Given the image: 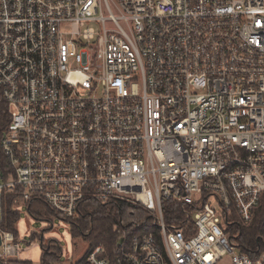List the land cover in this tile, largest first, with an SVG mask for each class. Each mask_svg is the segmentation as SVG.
<instances>
[{
  "label": "built area",
  "instance_id": "obj_1",
  "mask_svg": "<svg viewBox=\"0 0 264 264\" xmlns=\"http://www.w3.org/2000/svg\"><path fill=\"white\" fill-rule=\"evenodd\" d=\"M0 110L1 198L147 209L82 264H264L228 230L264 201V0H0Z\"/></svg>",
  "mask_w": 264,
  "mask_h": 264
},
{
  "label": "trees",
  "instance_id": "obj_2",
  "mask_svg": "<svg viewBox=\"0 0 264 264\" xmlns=\"http://www.w3.org/2000/svg\"><path fill=\"white\" fill-rule=\"evenodd\" d=\"M8 121L6 112L0 110V131H2ZM2 201V223L1 226L5 230H10L18 237L17 222L19 220L18 211L13 209V204L17 202L22 204V199L17 198L14 193L5 192ZM36 201H30L26 203L28 210H31L32 203ZM110 205V207H108ZM48 206V205H47ZM51 210V208L48 206ZM165 217L170 220L174 213H179L181 207L174 203L167 202L163 206ZM126 210H132L135 214L134 223L148 221V211L142 206L135 205L134 203L113 197L108 202L102 203L95 199L86 198L78 208V216L75 218H68V224L71 227V233L74 237H83L88 242V247L84 255L79 259L78 264H82L86 258L87 253L96 245L103 244L107 250L112 251L115 246L121 227L124 225ZM52 211V210H51ZM35 217L42 219L41 214L32 213ZM188 235L192 233L190 230L191 224L188 223ZM263 227H264V201L255 209V215L253 220L248 225L230 226L228 228L231 235V242L234 244L239 243L241 251L247 252L250 255H257L258 252L264 251L263 242ZM142 227L136 228L141 230ZM35 233V232H33ZM32 233V234H33ZM31 234V239L33 235ZM42 241V240H41ZM42 246V244H41ZM48 254L43 251L41 254V264H50L47 260ZM62 256V252L59 254V259ZM57 258V259H58ZM3 258H0L2 260ZM58 259V260H59ZM4 260V259H3ZM56 261V260H54Z\"/></svg>",
  "mask_w": 264,
  "mask_h": 264
},
{
  "label": "rangeland",
  "instance_id": "obj_3",
  "mask_svg": "<svg viewBox=\"0 0 264 264\" xmlns=\"http://www.w3.org/2000/svg\"><path fill=\"white\" fill-rule=\"evenodd\" d=\"M17 209L19 210L18 238L23 242V250L19 258L2 259L0 264H41L43 251L48 254L47 260L50 261V264H78L88 247V242L83 237L72 235L71 227L65 218L55 214L41 200L34 201L31 210H28L24 203L18 205ZM32 213L41 214L42 219L35 217ZM132 213V210H126L125 224L133 223L135 220L132 218H135L136 215ZM1 218L2 201L0 197V220ZM234 220L237 222L238 218ZM31 234L35 240L31 239ZM61 252L62 256L59 259ZM227 260L224 258L220 264H225Z\"/></svg>",
  "mask_w": 264,
  "mask_h": 264
},
{
  "label": "water",
  "instance_id": "obj_4",
  "mask_svg": "<svg viewBox=\"0 0 264 264\" xmlns=\"http://www.w3.org/2000/svg\"><path fill=\"white\" fill-rule=\"evenodd\" d=\"M0 245H1V235H0Z\"/></svg>",
  "mask_w": 264,
  "mask_h": 264
},
{
  "label": "crops",
  "instance_id": "obj_5",
  "mask_svg": "<svg viewBox=\"0 0 264 264\" xmlns=\"http://www.w3.org/2000/svg\"><path fill=\"white\" fill-rule=\"evenodd\" d=\"M29 260V259H28Z\"/></svg>",
  "mask_w": 264,
  "mask_h": 264
}]
</instances>
